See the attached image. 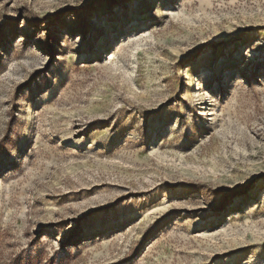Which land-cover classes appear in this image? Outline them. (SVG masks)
Segmentation results:
<instances>
[{"label": "rangeland", "instance_id": "rangeland-1", "mask_svg": "<svg viewBox=\"0 0 264 264\" xmlns=\"http://www.w3.org/2000/svg\"><path fill=\"white\" fill-rule=\"evenodd\" d=\"M0 264H264V0H0Z\"/></svg>", "mask_w": 264, "mask_h": 264}]
</instances>
